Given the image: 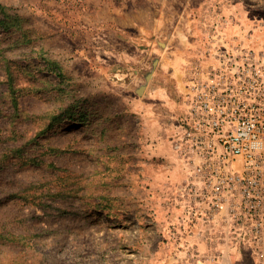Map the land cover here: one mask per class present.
Returning a JSON list of instances; mask_svg holds the SVG:
<instances>
[{"label": "rangeland", "instance_id": "1", "mask_svg": "<svg viewBox=\"0 0 264 264\" xmlns=\"http://www.w3.org/2000/svg\"><path fill=\"white\" fill-rule=\"evenodd\" d=\"M249 22L264 0H0V264H209L230 245L184 219L182 94L143 117L139 88L154 45L207 60L234 31L261 39Z\"/></svg>", "mask_w": 264, "mask_h": 264}, {"label": "built area", "instance_id": "2", "mask_svg": "<svg viewBox=\"0 0 264 264\" xmlns=\"http://www.w3.org/2000/svg\"><path fill=\"white\" fill-rule=\"evenodd\" d=\"M211 43L209 64L182 93L172 139L186 172L184 219L264 264V38ZM210 251L214 264L219 251Z\"/></svg>", "mask_w": 264, "mask_h": 264}, {"label": "crops", "instance_id": "3", "mask_svg": "<svg viewBox=\"0 0 264 264\" xmlns=\"http://www.w3.org/2000/svg\"><path fill=\"white\" fill-rule=\"evenodd\" d=\"M259 24L260 23L258 22H249V24L245 25L247 28L251 27V30H255L254 28L258 29L257 31L262 30V32L260 33L261 36H259L262 39L264 38V27H260ZM239 25L238 23H235V26ZM251 35L253 36V34ZM251 35L245 33L244 31H241L240 29V31H234L227 38L229 39V41L241 42L245 45L253 46V44H255V40ZM150 40L152 41V37ZM164 46V49H161L158 48V44L156 46L154 45L153 49H151L149 51V54L147 55L150 58V66L152 69L148 77L145 76L146 72H144L141 77V79L143 80V85L139 88L141 93V97L139 99L145 102V105L141 106L144 107L142 112L143 117L145 114L144 110L150 106V96L155 97L154 99L157 102V106L161 105L159 109H161L165 104L173 105L175 103L176 94H182L185 91L187 82L191 80V78L195 75V72L197 70L201 71L205 69L210 62L209 59L205 60L206 58H204V54L201 53L200 50L195 51L189 48L188 50H184L183 53L179 56L176 53V49L170 45L169 41L165 43ZM179 60L181 62L180 65L178 64ZM130 77L132 78V76H127V72L124 74L123 79L126 87H128L126 82H129ZM134 79H136V77ZM133 86L131 87L129 85V87L131 88H133ZM141 107L134 104H128L127 106H125V109L140 113L139 108ZM134 117H132L131 114L129 115L128 113L125 115V121H129L127 127L132 126L139 128V124L135 122ZM152 120L155 121L153 117ZM131 121H133L134 124H132ZM154 153L157 155H162L161 148L158 147L154 151ZM170 157L172 158L174 157V155H170ZM174 205L175 209H177L175 203ZM217 250L222 254V260L219 264H240V261H238V251L236 250L235 246L225 243L224 246L217 247ZM230 259L233 261H230Z\"/></svg>", "mask_w": 264, "mask_h": 264}, {"label": "water", "instance_id": "4", "mask_svg": "<svg viewBox=\"0 0 264 264\" xmlns=\"http://www.w3.org/2000/svg\"><path fill=\"white\" fill-rule=\"evenodd\" d=\"M150 74V73H149ZM149 74L146 76V77H148L149 76Z\"/></svg>", "mask_w": 264, "mask_h": 264}]
</instances>
